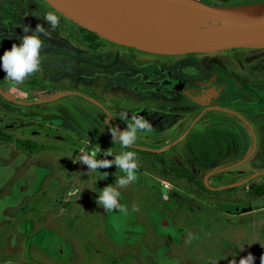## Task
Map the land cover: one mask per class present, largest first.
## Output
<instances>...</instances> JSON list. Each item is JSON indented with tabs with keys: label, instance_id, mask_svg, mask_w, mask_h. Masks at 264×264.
Masks as SVG:
<instances>
[{
	"label": "rangeland",
	"instance_id": "374dc122",
	"mask_svg": "<svg viewBox=\"0 0 264 264\" xmlns=\"http://www.w3.org/2000/svg\"><path fill=\"white\" fill-rule=\"evenodd\" d=\"M203 1H250L253 11L264 6V0ZM47 4L0 0V54L19 44L25 34L21 24L31 31L39 23L49 33L40 34L38 70L23 82L10 80L0 68V85L8 89L0 93V133L15 139V124L23 120L54 134V138L39 137L43 140L39 164L51 168L46 173L41 169L40 181L50 186L57 202L47 225L53 231L46 244L50 255H40L36 248L37 264H229L249 252L253 264H260L264 254V48L178 54L139 50L95 32L89 35L88 29H77ZM47 11L58 16L55 28L43 19ZM216 73L222 87L218 85L214 103L225 112L201 110L209 97L203 91L205 82ZM53 85L66 91L81 89L91 98L48 88ZM191 97L196 105L190 103ZM97 101L117 112L116 118L112 116L115 127H126L129 121L120 115L127 113L129 120L144 116L152 130L138 132L131 145L135 148L101 141L100 123L107 108ZM196 111L195 125L180 132L178 123L185 128ZM241 112L247 117L242 126L234 116ZM236 117L245 123L243 117ZM164 125H168L166 135V130H157ZM6 145L9 163L18 152L14 142ZM4 150L0 139V166ZM85 150L107 159L112 158L109 153L134 151L136 180L119 187L115 181L124 173L111 165L101 168L109 175L103 179L102 173L96 185L97 171L73 162ZM16 177L13 173L7 182ZM109 183L121 192L123 210L106 211L96 202ZM73 187L82 189L77 200L66 196ZM62 201L67 203L65 208ZM4 204L8 215L11 203ZM41 218L37 215L35 222ZM19 239L14 230L6 232L0 226V264H24L20 258L31 261L33 256L20 250Z\"/></svg>",
	"mask_w": 264,
	"mask_h": 264
},
{
	"label": "flooded vegetation",
	"instance_id": "af4514ba",
	"mask_svg": "<svg viewBox=\"0 0 264 264\" xmlns=\"http://www.w3.org/2000/svg\"><path fill=\"white\" fill-rule=\"evenodd\" d=\"M218 74L214 76H210L206 82L205 87L203 91H208V102L205 104L201 110H219V111H227L224 107L218 106L215 103L218 102L216 95L220 93L219 86L222 83L217 81ZM219 83V84H218ZM49 89H57L58 91H62V87L60 86H50ZM61 88V89H59ZM187 89H183L182 91H186ZM192 89H190L191 91ZM8 89L2 85H0V93H6ZM193 92H197L192 90ZM219 91V93H217ZM63 93H68V95H71L72 93H78L85 97L91 98V96L87 95L82 91L81 89H75V88H69L68 91L63 90ZM55 93H58L55 91ZM223 94V91H222ZM38 101V100H36ZM190 103L193 105L197 102L193 99V97L190 98ZM22 103V101H19ZM98 102V101H97ZM215 102V103H214ZM99 103V102H98ZM103 106H105L106 113L105 118L104 116L101 118L100 128H103V134L101 137V141L104 142H112L111 135L108 131V126H115V121L113 119V115L115 114L117 116V112L114 111L113 107H110V105H105L104 103H99ZM111 110V111H109ZM135 112V110H133ZM194 117L190 120V122H187L185 128H183L182 123L179 124V128L181 129L180 132H183L185 129H187L190 125L191 128L195 123L198 121V112H195ZM114 115V118L116 116ZM243 117L245 120V123H242L238 120L236 116ZM235 116V120L239 125L242 126V124H246L247 117L242 115L240 113H237ZM23 120H19L18 123L15 124L16 134L15 139L12 138V136L7 135L6 133H0V139L4 142V155L2 154L1 158L3 159V163L0 166V226L3 225V231L8 232V230H14L16 232V235L20 236V239L18 241V245L20 247V250L26 249L25 253L29 254L28 256H33L35 254L34 252L39 250L40 255H44L49 258L50 250L48 247H46V244H48L53 239V231L50 232V228L48 225V219H49V211L54 212L56 210V207L54 206V203L57 201L54 200V195L51 192L50 193V186L42 185L43 183L40 181V173H43L41 169L45 170V173L51 170L50 166L43 167L41 164H39L38 156H39V148H41V143L43 142L42 139H40V135H43L45 138L52 136L54 138V134H50L44 131H39L37 129L36 125L32 123V125L28 126L22 123ZM108 122L107 125L105 122ZM168 125H164L161 127H158V131L166 132L163 135L168 134V130L166 129ZM246 126V125H245ZM84 128V127H83ZM86 130V127L84 128ZM166 130V131H165ZM190 130V128H189ZM179 132V133H180ZM251 140H254L252 130L250 131ZM178 133V134H179ZM40 137V138H39ZM174 140V139H172ZM171 140V141H172ZM9 142H14V146L16 147V152L18 154L15 156V159L11 160L8 163V160L6 159L7 153L10 152L9 146L6 145ZM41 142V143H40ZM132 148H135V146H130ZM38 148V149H37ZM7 160V161H6ZM49 163H53V160L50 158L48 159ZM47 160V161H48ZM41 165V166H40ZM40 168V169H39ZM99 171L102 172V169L99 168ZM97 170L96 172V185L98 182L99 176L102 175L101 172ZM262 170L261 172H263ZM17 175L16 179L14 181L7 182L8 178L12 175ZM41 185H38L40 184ZM4 184V185H2ZM9 184V185H8ZM60 200V197H58ZM9 201V214L7 215L6 212V205L5 202ZM64 201L61 203V208H65ZM45 207L44 211H42L41 207ZM3 208V209H2ZM42 215L41 221L36 223L35 220L37 218V215ZM52 233V234H51ZM36 248L38 250H36ZM39 255V256H40ZM20 262H24V264H37L38 260L34 258V256L30 260H27L25 258H20ZM23 259V260H22ZM35 259V260H34ZM34 260V261H33ZM30 262V263H29Z\"/></svg>",
	"mask_w": 264,
	"mask_h": 264
},
{
	"label": "water",
	"instance_id": "95a60500",
	"mask_svg": "<svg viewBox=\"0 0 264 264\" xmlns=\"http://www.w3.org/2000/svg\"><path fill=\"white\" fill-rule=\"evenodd\" d=\"M63 16L112 42L139 50L178 54L230 47L264 48V9L237 24H213L172 36L150 34L94 0H44ZM206 5L212 3L198 0Z\"/></svg>",
	"mask_w": 264,
	"mask_h": 264
},
{
	"label": "clouds",
	"instance_id": "9594fccd",
	"mask_svg": "<svg viewBox=\"0 0 264 264\" xmlns=\"http://www.w3.org/2000/svg\"><path fill=\"white\" fill-rule=\"evenodd\" d=\"M43 19L52 28H55L58 23V16L52 11L45 12ZM19 27L25 33L21 36L19 44L13 43L10 49H6L0 54V68L5 71L7 78L17 83L23 82L28 75L38 70L40 65V50L43 43L40 34H43V37L49 35L45 27L39 23L31 31L27 24H21ZM120 119L129 121L126 123V127L119 129L110 125L108 126V131L111 135L112 143H118L124 148H128L136 143L138 132H150L152 130L151 123L142 115L133 116L129 120L127 113H121ZM105 123L107 125L108 122L106 121ZM108 155L112 158H97L96 151L85 150V154L81 155L79 160L73 162H82L87 166L88 170L93 171L115 165V168H119L124 173V175L115 181V184L119 187H124L136 180L137 158L134 151H123L115 156L111 153ZM101 173H103V179L109 175L107 171ZM81 190L79 187H73L66 192V196L76 197L77 200ZM120 196L121 192L118 188L109 183L101 188L99 195L96 197V202L98 201L99 206L106 211H112L114 208L123 210L119 200ZM254 259L252 253L249 252L245 256L240 257L238 262L229 260V264H253ZM260 264H264V254L260 257Z\"/></svg>",
	"mask_w": 264,
	"mask_h": 264
},
{
	"label": "bare ground",
	"instance_id": "6f19581e",
	"mask_svg": "<svg viewBox=\"0 0 264 264\" xmlns=\"http://www.w3.org/2000/svg\"><path fill=\"white\" fill-rule=\"evenodd\" d=\"M127 18L148 33L164 37L213 24H237L257 15L254 3L226 7L206 5L198 0H94Z\"/></svg>",
	"mask_w": 264,
	"mask_h": 264
},
{
	"label": "trees",
	"instance_id": "16d2710c",
	"mask_svg": "<svg viewBox=\"0 0 264 264\" xmlns=\"http://www.w3.org/2000/svg\"><path fill=\"white\" fill-rule=\"evenodd\" d=\"M206 2V1H205ZM208 3H210V2H208ZM244 3H251L250 1L249 2H244ZM216 4H238V3H225V2H221V3H216ZM48 5V4H47ZM48 6H50V5H48ZM53 8V7H52ZM55 12H57L59 15H61V16H63L60 12H58L57 10H55V9H53ZM66 19H68L71 23H74V25H76V28L77 29H80V28H83L84 29V27H82V26H80V25H78V24H76L75 22H73L71 19H69V18H67L66 17ZM86 30V29H85ZM87 31V34H92V35H96L93 31H89V30H86ZM263 189H261V191H262Z\"/></svg>",
	"mask_w": 264,
	"mask_h": 264
}]
</instances>
